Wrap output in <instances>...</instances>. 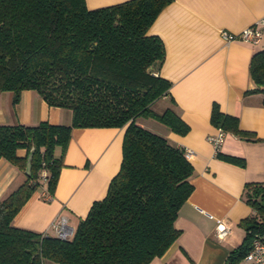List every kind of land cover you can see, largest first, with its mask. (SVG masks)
<instances>
[{
	"label": "trees",
	"instance_id": "trees-1",
	"mask_svg": "<svg viewBox=\"0 0 264 264\" xmlns=\"http://www.w3.org/2000/svg\"><path fill=\"white\" fill-rule=\"evenodd\" d=\"M170 2L124 0L90 8L86 0H0V93L12 92L17 103L23 90H32L48 105L71 111L69 124L0 123V157L24 172L33 149L30 173L0 199V264H148L179 236L175 220L193 190L192 164L183 147L137 122L153 118L178 134L189 130L171 106L153 108L171 84L158 73L163 42L148 28ZM249 72L253 91L264 92V47L252 54ZM210 120L256 139L217 104ZM74 127L124 128L121 163L105 196L65 239L15 225L41 178L54 191ZM18 148L26 154L19 156ZM245 196L254 212L241 221L245 235L225 264H240L254 234L264 232V184H245Z\"/></svg>",
	"mask_w": 264,
	"mask_h": 264
},
{
	"label": "crops",
	"instance_id": "crops-1",
	"mask_svg": "<svg viewBox=\"0 0 264 264\" xmlns=\"http://www.w3.org/2000/svg\"><path fill=\"white\" fill-rule=\"evenodd\" d=\"M121 1L86 0V4L94 8ZM249 26L264 31V0H171L148 28L163 42L165 57L158 73L171 84L168 96L156 103L158 111L171 106L189 130L178 134L153 118L140 117L137 122L188 149L185 155L193 167L189 178L193 190L175 220L180 234L148 264H225L228 252L245 235L241 221L254 212L246 202L245 184H264V92L253 91L249 72L251 56L264 47V36L252 45L239 38L226 42L220 32L237 33ZM12 97L10 91L0 93V123L71 122L70 109L48 105L32 90H23L17 103ZM213 104L256 136L245 139L226 132L219 146L221 155L242 158L243 165L216 155L206 138L218 130L210 120ZM123 133V127H74L54 191L49 192L41 178L13 223L54 235L51 222L65 215L74 231L91 204L105 196L117 173ZM16 152L26 154L24 148ZM24 173L0 157V199L24 181ZM218 223L227 229L223 238L217 237Z\"/></svg>",
	"mask_w": 264,
	"mask_h": 264
},
{
	"label": "built area",
	"instance_id": "built-area-1",
	"mask_svg": "<svg viewBox=\"0 0 264 264\" xmlns=\"http://www.w3.org/2000/svg\"><path fill=\"white\" fill-rule=\"evenodd\" d=\"M221 36L226 42H231L236 38L243 40L252 45H257L262 36H264V31L255 26H249L244 28L240 32H230L228 30H221ZM225 131L221 128L213 133L207 135V140L214 147L215 153L219 151V146L224 138ZM185 150V149H184ZM190 151L187 149L185 153H189ZM51 228L54 231V234L61 238L65 239L72 235L73 229L67 222V217L65 215H58L52 222ZM217 237L223 238L226 233V227L222 223H218L216 226ZM243 261L247 264H264V232H258L254 234L251 242L250 249L245 254Z\"/></svg>",
	"mask_w": 264,
	"mask_h": 264
},
{
	"label": "water",
	"instance_id": "water-1",
	"mask_svg": "<svg viewBox=\"0 0 264 264\" xmlns=\"http://www.w3.org/2000/svg\"><path fill=\"white\" fill-rule=\"evenodd\" d=\"M32 154H33V149L30 150V152L27 156V163H26V168H25L26 174L30 173Z\"/></svg>",
	"mask_w": 264,
	"mask_h": 264
},
{
	"label": "rangeland",
	"instance_id": "rangeland-1",
	"mask_svg": "<svg viewBox=\"0 0 264 264\" xmlns=\"http://www.w3.org/2000/svg\"><path fill=\"white\" fill-rule=\"evenodd\" d=\"M154 110H156V111H158L159 110V105L158 104H156V105H154Z\"/></svg>",
	"mask_w": 264,
	"mask_h": 264
}]
</instances>
